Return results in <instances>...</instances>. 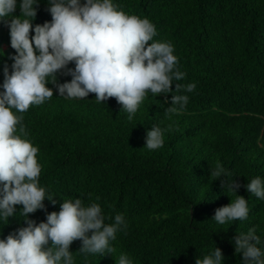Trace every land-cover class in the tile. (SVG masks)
<instances>
[{
  "label": "trees",
  "instance_id": "trees-1",
  "mask_svg": "<svg viewBox=\"0 0 264 264\" xmlns=\"http://www.w3.org/2000/svg\"><path fill=\"white\" fill-rule=\"evenodd\" d=\"M113 2L128 15L147 18L156 27L153 39L174 46L177 68L185 76L173 81L172 91L175 84L195 83L196 88L181 90L189 100L177 113L166 112L171 94L149 92L129 121L115 98L103 104L95 94L68 99L49 84L51 99L15 113L39 149V185L56 201L45 200V210L29 219L46 222V214L58 213L69 198L86 206L98 203L105 223L122 214L127 227L110 242L112 253H79L76 240L70 245L75 264H115L121 254L134 264H195L215 247L224 264H241L232 238L255 228L264 240V199L243 187L247 179L264 178V0ZM46 9V0H40L34 26L51 21ZM0 50L2 84L3 65L10 66L8 57L15 54L3 23ZM57 79L64 83L71 77L57 74ZM153 125L164 129L163 144L149 150L145 137ZM217 163L226 170V181L241 185L237 195L249 209L243 221H211L216 209L236 198L225 192L223 178L210 176ZM15 207L9 222L0 220V239L26 226L22 206Z\"/></svg>",
  "mask_w": 264,
  "mask_h": 264
},
{
  "label": "clouds",
  "instance_id": "clouds-1",
  "mask_svg": "<svg viewBox=\"0 0 264 264\" xmlns=\"http://www.w3.org/2000/svg\"><path fill=\"white\" fill-rule=\"evenodd\" d=\"M39 3L0 0V23L8 28L15 53L8 57L13 63L3 65L0 84V220L9 222L17 213V205L22 206L19 212L26 217V226L0 239V264H75L70 245L76 240L81 241L79 253L111 254L110 242L127 227L122 214L105 223L98 203L86 206L79 198L64 199L58 213L46 214V222L29 219V214L45 210V200L53 205L56 201L39 185V149L27 138L22 116L15 113L51 99L54 92L49 84L59 97L68 99L95 94V100L103 104L115 98L129 121L149 92L155 97L171 94L166 112L177 113L189 100L181 90L191 93L196 88L195 83L175 84L172 91L173 81L182 80L185 73L177 68L172 43L153 39L156 27L147 18L118 10L113 0H46L52 19L34 26ZM17 9L18 17L14 15ZM57 74L70 76V82L59 83ZM163 135L164 129L153 125L147 130L144 148L161 147ZM225 175L219 163L210 168V176L223 178L225 192L236 197L233 200L229 196L231 203L216 209L211 221L218 225L243 221L249 215L247 200L237 195L241 185L235 179L226 181ZM247 181L243 186L247 193L264 199V178L256 176ZM230 242L235 253H240L241 264H264V240L255 228L236 234ZM224 259L221 249L215 247L195 264H224ZM115 264L134 262L121 254Z\"/></svg>",
  "mask_w": 264,
  "mask_h": 264
}]
</instances>
